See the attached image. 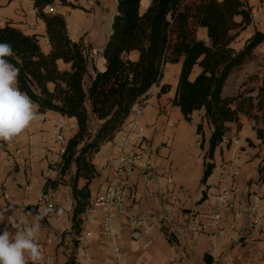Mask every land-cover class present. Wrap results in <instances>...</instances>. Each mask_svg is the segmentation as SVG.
<instances>
[{
  "label": "crops",
  "instance_id": "0c3cea01",
  "mask_svg": "<svg viewBox=\"0 0 264 264\" xmlns=\"http://www.w3.org/2000/svg\"><path fill=\"white\" fill-rule=\"evenodd\" d=\"M96 2L111 13V23L116 0ZM247 3L251 8L250 24L243 30L230 32L233 39L229 46L235 52L242 50L255 31L264 33V0H247ZM149 4L150 0H140L139 13L142 14ZM65 9L56 4L46 12L63 15ZM234 21L240 22V17H235ZM5 24L26 35L38 36L41 49L48 51L44 24L36 17L32 0H0V26ZM196 38L208 44L204 28L197 29ZM128 57L135 60L137 53L130 52ZM59 65L67 67L60 62ZM103 68L101 55L97 62L89 61V75L85 81H89L94 70L102 71ZM179 71V64L164 66L160 82L149 89L142 103H136L132 107L122 129L113 140L103 144L92 157L91 163L95 167L96 176L88 185L90 201L104 187L110 175L113 143L121 138L129 122L137 120L145 127L150 155L157 167L170 170L172 183L166 186L161 181L152 185L149 191L153 198L150 199L143 196V179L137 173L127 174L123 177L127 180L124 193L127 197L130 187L134 189L136 201H128L126 206L133 216L143 213L166 214L170 209L161 193L181 190L176 195L179 210L171 214L170 226L178 240H174L173 236L167 237L163 231L158 230L132 239L131 231L123 227V218L116 216L112 223L115 239L111 242L101 234L102 216L96 215L85 221L82 213L78 217L80 232L74 236L71 231L74 207L71 180L75 166L72 164L68 170L61 172L59 145L50 136L60 133L67 143L77 132L73 118L62 117L51 111L40 113L37 110L35 119L21 135L15 137V143L5 145L0 140V227H7L1 216L6 205L2 192L9 196L8 202L14 209V219L29 225L35 222V216L43 210L37 205L41 193H45L53 202L52 211L40 221L41 230L37 234V242L43 253L40 264H172L174 261L181 264H264V184L259 181L258 174V166L264 162V145L256 138L255 132L259 124L243 115H239L237 123L227 124L228 131L212 155L211 174L202 183L211 128L204 118L203 110L194 111L189 116L190 120L185 121L179 109L171 104ZM198 72L199 69L194 67L190 78L195 77ZM162 85H169V90L159 94ZM261 86L264 87V43L253 50L250 61L228 76L222 96L255 99L257 89ZM90 124L92 127L97 125L92 116ZM198 124H202L204 135L202 147L200 136L196 133ZM17 148L21 149L27 161V170L18 164L19 157L15 154ZM230 162L240 172L239 191L255 194L259 198V211L263 217L261 227L252 230L245 219H240L233 230H227L217 238L205 233H191L187 227L190 215L206 207L205 199L219 182L221 167ZM27 184L30 185L29 191H25ZM84 184L85 181L79 179L77 187ZM203 193L205 198L199 202ZM168 227L164 226L166 229ZM7 230L12 234L8 228ZM86 233L89 234L88 237L85 236ZM49 236H52V241L46 243ZM73 240L76 242L73 243ZM114 245L122 248L119 263L113 261ZM205 255L208 256L209 263L204 261ZM46 257L52 259L45 261Z\"/></svg>",
  "mask_w": 264,
  "mask_h": 264
},
{
  "label": "trees",
  "instance_id": "16d2710c",
  "mask_svg": "<svg viewBox=\"0 0 264 264\" xmlns=\"http://www.w3.org/2000/svg\"><path fill=\"white\" fill-rule=\"evenodd\" d=\"M56 4L77 8L68 0H32L36 17L44 24L47 52L41 49L38 36L26 35L9 24L0 26V42L12 44L15 54L8 59L20 68L19 88L39 105L38 112L51 111L76 121L77 132L61 156L62 173L75 166L71 180L74 236L80 232L78 217L89 202L88 185L96 176L92 157L113 140L132 107L142 103L149 89L160 82L166 64L180 65L171 104L185 121L194 111L203 110L211 128L202 183L211 174L212 155L228 131L227 124L237 123L239 115L259 124L256 138L264 145V87L257 89L255 99L222 96L228 76L250 61L253 50L264 43V33L255 31L239 52L229 46L233 39L230 32L243 30L251 22L247 0H150L142 14L140 0H116L101 52L104 68L94 70L88 82L89 61L81 40L70 37L63 15L46 12ZM235 17H240V22L234 21ZM198 28L206 30L208 44L196 38ZM130 52L137 53L135 60L128 57ZM194 67L199 72L190 78ZM168 90L169 85H162L159 94ZM196 133L202 147V124L196 126ZM258 174L264 184V162L258 166ZM79 179L85 181L80 188ZM204 198L203 193L199 202ZM204 261L209 263L208 256Z\"/></svg>",
  "mask_w": 264,
  "mask_h": 264
},
{
  "label": "built area",
  "instance_id": "2783aa9c",
  "mask_svg": "<svg viewBox=\"0 0 264 264\" xmlns=\"http://www.w3.org/2000/svg\"><path fill=\"white\" fill-rule=\"evenodd\" d=\"M49 8H46V10ZM59 145L60 157L64 154L66 143L60 133L50 135ZM15 143L4 141V144ZM15 154L19 157L18 164L27 170L28 164L23 157L21 149L17 148ZM111 172L105 185L98 190L91 199L85 210L82 212V219L88 221L96 215L102 216L101 234L109 241H114L115 233L113 220L116 216L123 218V227L128 228L132 239H137L142 235H149L152 231H163L167 237L174 236L172 224V213H177L179 203L177 196L182 191L161 193L169 212L166 214L143 213L138 216L130 215L126 203L135 202V190L130 187L126 197L124 189L127 186V180L123 177L127 174L137 173L143 183V196L153 198L149 188L161 181L166 186H170L172 181L169 169H160L155 160L150 155V146L145 135V127L137 120L129 122L118 141L113 143V159L110 168ZM240 172L234 167L233 163H226L221 167L220 180L214 186L213 191L205 199L206 207L203 210H197L189 217L188 230L191 233H205L206 235L217 238L227 230H233L240 219H245L252 230H258L262 224V214L259 211V198L255 194L242 193L238 189ZM30 190L27 184L25 191ZM6 201L4 211L1 216L6 221L7 228L14 234L29 224L19 222L13 217L14 209L9 204V196L2 192ZM37 205L43 210L47 209L50 214L53 208V202L45 193H41L37 199ZM169 226L168 229L164 226ZM89 236L88 233L85 234ZM52 241L49 236L46 243ZM39 244V243H38ZM148 244V243H147ZM146 244V245H147ZM121 246L114 245L112 248L113 261L119 263L122 259ZM51 257H46L45 261H50ZM172 264H181L175 261Z\"/></svg>",
  "mask_w": 264,
  "mask_h": 264
},
{
  "label": "clouds",
  "instance_id": "9594fccd",
  "mask_svg": "<svg viewBox=\"0 0 264 264\" xmlns=\"http://www.w3.org/2000/svg\"><path fill=\"white\" fill-rule=\"evenodd\" d=\"M9 42H0V140L12 141L35 119L39 105L19 88L20 68L8 59L14 55ZM47 209L35 216V222L10 234L0 227V264H40L43 253L37 242L40 221Z\"/></svg>",
  "mask_w": 264,
  "mask_h": 264
},
{
  "label": "rangeland",
  "instance_id": "374dc122",
  "mask_svg": "<svg viewBox=\"0 0 264 264\" xmlns=\"http://www.w3.org/2000/svg\"><path fill=\"white\" fill-rule=\"evenodd\" d=\"M70 3L77 8H66L63 13L69 35L76 41L81 40L86 57L95 63L100 59L103 45L108 38L111 13L96 0H77ZM204 40L207 42L206 38Z\"/></svg>",
  "mask_w": 264,
  "mask_h": 264
}]
</instances>
